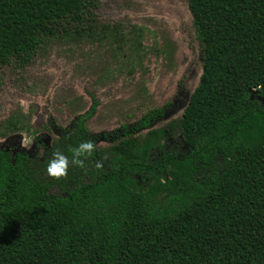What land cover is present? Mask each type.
Wrapping results in <instances>:
<instances>
[{
    "label": "trees",
    "instance_id": "trees-1",
    "mask_svg": "<svg viewBox=\"0 0 264 264\" xmlns=\"http://www.w3.org/2000/svg\"><path fill=\"white\" fill-rule=\"evenodd\" d=\"M92 6L0 0V65L29 61ZM188 9L202 75L170 131L115 133L100 150L93 97L33 158L0 151V264H264V0ZM82 140L96 145L86 171L47 177L52 151Z\"/></svg>",
    "mask_w": 264,
    "mask_h": 264
},
{
    "label": "rangeland",
    "instance_id": "rangeland-1",
    "mask_svg": "<svg viewBox=\"0 0 264 264\" xmlns=\"http://www.w3.org/2000/svg\"><path fill=\"white\" fill-rule=\"evenodd\" d=\"M89 1L82 23L59 28L29 61L0 65V151L33 158L93 97L87 128L100 150L115 133L170 131L187 108L202 75L188 0Z\"/></svg>",
    "mask_w": 264,
    "mask_h": 264
},
{
    "label": "clouds",
    "instance_id": "clouds-1",
    "mask_svg": "<svg viewBox=\"0 0 264 264\" xmlns=\"http://www.w3.org/2000/svg\"><path fill=\"white\" fill-rule=\"evenodd\" d=\"M96 145L92 140H82L75 146L69 147L67 154L56 149L52 151L51 157L47 160L44 172L50 179L61 181L67 179L71 168H78L86 171V164L94 156ZM95 167L100 169L101 163L97 162Z\"/></svg>",
    "mask_w": 264,
    "mask_h": 264
}]
</instances>
